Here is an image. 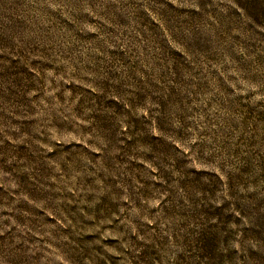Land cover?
I'll use <instances>...</instances> for the list:
<instances>
[{"label":"rangeland","instance_id":"374dc122","mask_svg":"<svg viewBox=\"0 0 264 264\" xmlns=\"http://www.w3.org/2000/svg\"><path fill=\"white\" fill-rule=\"evenodd\" d=\"M0 264H264V0H0Z\"/></svg>","mask_w":264,"mask_h":264}]
</instances>
